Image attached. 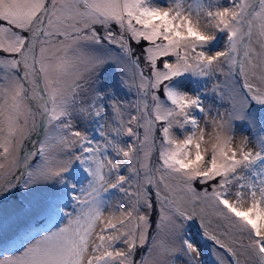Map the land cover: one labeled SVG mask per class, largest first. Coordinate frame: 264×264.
Returning <instances> with one entry per match:
<instances>
[{
	"label": "snow or ice",
	"instance_id": "snow-or-ice-1",
	"mask_svg": "<svg viewBox=\"0 0 264 264\" xmlns=\"http://www.w3.org/2000/svg\"><path fill=\"white\" fill-rule=\"evenodd\" d=\"M21 188L0 264H203L191 222L264 264V0H0V200Z\"/></svg>",
	"mask_w": 264,
	"mask_h": 264
},
{
	"label": "rangeland",
	"instance_id": "rangeland-1",
	"mask_svg": "<svg viewBox=\"0 0 264 264\" xmlns=\"http://www.w3.org/2000/svg\"><path fill=\"white\" fill-rule=\"evenodd\" d=\"M220 79L223 80V77H220ZM205 83H207L209 88L211 87V82H205L201 80L199 83H197L196 79L193 78L192 82L190 83V87L203 89ZM217 106L220 107L221 111H224V108L227 106V102L225 101L223 105ZM93 129L94 124H90L89 130L93 131ZM210 131L211 129L209 128V132ZM256 134H258V130H251L247 127H241L239 125L237 126L238 137L249 136L254 138ZM97 139H99L98 136ZM15 193V195L12 194L5 197L3 200H0V258H3L5 254H14L15 249L18 247V244L15 242L17 240V229L15 227H10V225H13V222L16 221L17 217L15 215L10 216L8 213L14 206H19L20 204L25 203L23 195L24 189L21 188ZM28 223L31 229L38 226V230L35 229V232L41 231L42 226H47L45 223V216L39 208L34 209L31 216L28 217ZM189 233L194 237V239L199 241L198 246L202 248L201 260L203 264H216L213 243L201 236V228L198 222L190 223Z\"/></svg>",
	"mask_w": 264,
	"mask_h": 264
}]
</instances>
